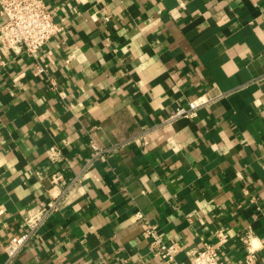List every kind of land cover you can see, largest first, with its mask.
Listing matches in <instances>:
<instances>
[{
  "label": "crops",
  "instance_id": "1",
  "mask_svg": "<svg viewBox=\"0 0 264 264\" xmlns=\"http://www.w3.org/2000/svg\"><path fill=\"white\" fill-rule=\"evenodd\" d=\"M45 3L61 26L45 73L0 48V264L57 169L79 183L8 264H165L143 220L179 244V264L217 229L225 264L242 263L247 230L264 264V0ZM198 97L214 99L161 124ZM91 144L116 151L86 166Z\"/></svg>",
  "mask_w": 264,
  "mask_h": 264
},
{
  "label": "built area",
  "instance_id": "2",
  "mask_svg": "<svg viewBox=\"0 0 264 264\" xmlns=\"http://www.w3.org/2000/svg\"><path fill=\"white\" fill-rule=\"evenodd\" d=\"M0 15L4 22L0 25V48L12 51H22L33 60L34 74L45 73L41 63L40 51L42 47L57 33L61 26L54 20L46 7L45 0H0ZM4 61L0 59V69ZM221 93L219 97L225 96ZM214 98L198 97L188 101L186 106L175 108L167 115L161 124H169L180 118H193L198 109L207 106ZM150 129L141 131L136 141L145 145L146 134ZM91 157L86 166L91 165L94 160H104L116 151V147L101 148L91 144ZM45 156L53 164L64 162L61 146L52 145L46 148ZM50 198L40 206L30 209L23 218L25 231L16 237H11L4 245L7 262H11L25 247V245L36 235L37 231L48 220V218L60 209V205L68 195L69 191L79 183L78 176H68L62 169H57L48 177ZM142 236L148 240L149 248L154 256L163 258L165 264H179L175 256L180 246L175 241H166L157 231L156 226L147 220L142 222ZM213 243L202 242L197 248L189 253L187 264H225L221 257V250L227 243L228 237L223 229L214 232ZM244 244L243 261L241 264H260L257 260V247L252 243V234L246 231L240 237Z\"/></svg>",
  "mask_w": 264,
  "mask_h": 264
}]
</instances>
